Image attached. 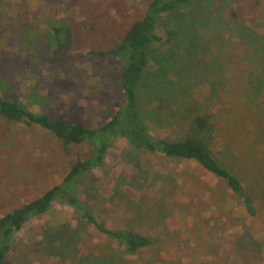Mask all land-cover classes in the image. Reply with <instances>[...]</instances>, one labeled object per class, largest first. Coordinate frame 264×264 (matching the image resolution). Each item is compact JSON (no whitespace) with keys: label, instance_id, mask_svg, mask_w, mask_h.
<instances>
[{"label":"rangeland","instance_id":"374dc122","mask_svg":"<svg viewBox=\"0 0 264 264\" xmlns=\"http://www.w3.org/2000/svg\"><path fill=\"white\" fill-rule=\"evenodd\" d=\"M150 1L0 0L1 95L89 128L106 123L123 99L122 62L88 53L115 48ZM59 23L70 29L62 51L52 33ZM173 23L181 33L167 76L183 70L181 108L171 104L160 116L154 108L167 105L163 91L143 117L159 124L147 122L153 134L174 136L189 114L211 109L213 154L239 177L254 213L196 162L118 139L74 194L104 227L153 243L127 251L67 202L64 188L13 236L11 264H264V0H193L163 16L158 32ZM90 155L89 143L63 147L36 124L0 116V216L41 196Z\"/></svg>","mask_w":264,"mask_h":264},{"label":"trees","instance_id":"16d2710c","mask_svg":"<svg viewBox=\"0 0 264 264\" xmlns=\"http://www.w3.org/2000/svg\"><path fill=\"white\" fill-rule=\"evenodd\" d=\"M192 1L151 0L142 18L128 27L125 37L115 48L107 51L92 50L88 53L100 57L113 56L122 62L120 75L122 102L113 116L100 126L89 128L80 123L52 118L47 113L31 111L23 104L3 97L0 93V116L6 121L36 124L57 138L63 147L84 142L92 147V155L74 161L60 183L22 207L0 216V264H11L13 236L30 217L48 211L64 188H67L71 194L67 197V202L75 205L81 215L99 231L121 241L127 251L136 252L153 243V238L149 235L104 227L87 208L82 206L74 194L79 178L90 168L103 164L106 152L118 139H124L136 149L196 162L204 170L221 178L233 193L242 199L248 212L254 213L239 177L235 176L213 154L211 145L215 136L212 120L214 115L211 109H200L189 114L187 126L182 134L174 136L153 134L147 124V122L152 123V117H143V111L147 109L150 101L155 102L153 108L158 105L163 91L167 95V105L160 101V106L154 108L160 116L171 111L169 110L171 104H175L174 109L177 112L181 108L178 91L186 84L183 70L175 72V79L167 76V72L174 68L172 61L175 60H172V57L177 54L174 53L173 46L177 43L181 31L176 25L178 22L173 23L174 26L171 28L170 26L162 28L161 32H158L157 28L163 16L175 14ZM52 33L57 49L62 51L69 41V27L66 23H59L53 26ZM152 63L157 65L154 67V72L150 70ZM152 113L154 114V111ZM177 117L178 115L175 119ZM153 123L159 125L154 121Z\"/></svg>","mask_w":264,"mask_h":264}]
</instances>
